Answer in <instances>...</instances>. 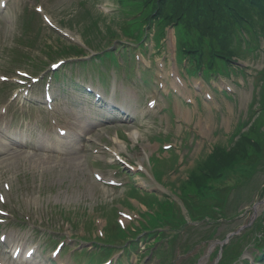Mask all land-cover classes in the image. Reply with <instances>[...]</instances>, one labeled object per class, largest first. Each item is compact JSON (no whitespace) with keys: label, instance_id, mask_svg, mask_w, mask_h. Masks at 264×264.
Listing matches in <instances>:
<instances>
[{"label":"rangeland","instance_id":"1","mask_svg":"<svg viewBox=\"0 0 264 264\" xmlns=\"http://www.w3.org/2000/svg\"><path fill=\"white\" fill-rule=\"evenodd\" d=\"M36 2H41L45 7H50L47 8V11L54 17V22H61L67 19L60 13L61 11L56 8L68 6L69 1L63 3L61 0H14L9 8L0 15V72L5 71L9 73L7 66L10 68L14 66L13 61L10 60V47L15 40V22L19 15V11L26 7H32ZM76 18L79 19L80 16L77 15ZM82 23L94 32L98 31L100 28L98 24L90 23L87 20L82 21ZM108 28L109 27H106V29ZM55 39V36L51 33L45 30L41 31L39 34L38 46L30 50V52L37 57V62L41 63L44 61V57L38 53L39 46L41 47L43 45L44 40H47L45 41L47 43L51 42L53 45H56ZM262 65H264V60L261 58L257 59L255 66L261 68ZM9 93L10 92L6 93L0 100H5ZM25 124H28V121H26ZM166 125V122H164V126ZM226 131L227 130L224 132ZM211 142L213 144L217 142L220 143L224 142V139L222 136L218 138L211 137ZM200 151L202 155L206 154L204 148H200ZM192 158H196V154H194ZM191 164L192 161L190 162V165ZM159 166L162 172H166L170 167V162L159 161ZM1 176H4V178H1ZM8 177L13 182L11 184L13 190L21 186L24 187L26 191L30 192L28 208H31L33 210L32 212H36L39 209V219L42 217V219H44L45 216L49 214L50 210L54 209L55 211L56 207H62L61 211L74 212L75 215L73 217L78 218L79 215L77 214L85 211L89 213V216L83 214L81 218H87L89 219L88 222L103 226L104 220H102V217L105 219L107 215L95 213L97 205L101 203L99 198L105 199L106 203L110 205L117 201L116 194H113L109 190H105L99 184H94L86 168L83 156L76 152L56 156L44 154L42 152L34 153L32 150H26L24 155L17 157L16 160H11V158H0V181L3 179L6 181ZM171 178L175 177L169 175L167 182L174 188V184L172 185L169 182ZM180 180L181 175L177 177L176 182ZM102 191L104 193H102ZM134 206H136L135 203ZM43 213H45V215ZM41 215L44 216L41 217ZM227 253L234 254V251L231 249Z\"/></svg>","mask_w":264,"mask_h":264},{"label":"bare ground","instance_id":"2","mask_svg":"<svg viewBox=\"0 0 264 264\" xmlns=\"http://www.w3.org/2000/svg\"><path fill=\"white\" fill-rule=\"evenodd\" d=\"M200 154H201V152L199 151V152L196 153V156H200ZM16 155H22V152L18 151L17 154H13L12 156H16ZM175 178H171L170 180H174Z\"/></svg>","mask_w":264,"mask_h":264},{"label":"snow or ice","instance_id":"3","mask_svg":"<svg viewBox=\"0 0 264 264\" xmlns=\"http://www.w3.org/2000/svg\"><path fill=\"white\" fill-rule=\"evenodd\" d=\"M0 200H2V198H0Z\"/></svg>","mask_w":264,"mask_h":264},{"label":"trees","instance_id":"4","mask_svg":"<svg viewBox=\"0 0 264 264\" xmlns=\"http://www.w3.org/2000/svg\"><path fill=\"white\" fill-rule=\"evenodd\" d=\"M262 153L264 154V151Z\"/></svg>","mask_w":264,"mask_h":264}]
</instances>
